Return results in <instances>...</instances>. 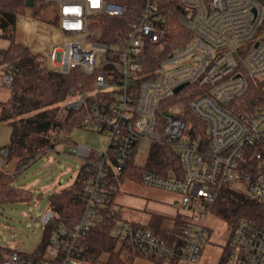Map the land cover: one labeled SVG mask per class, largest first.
<instances>
[{"label":"built area","instance_id":"built-area-1","mask_svg":"<svg viewBox=\"0 0 264 264\" xmlns=\"http://www.w3.org/2000/svg\"><path fill=\"white\" fill-rule=\"evenodd\" d=\"M40 1L55 5L59 28L71 36L48 52L53 69L92 78L90 90L82 91V82L72 86L68 109H83V126L106 133L109 144L102 152L78 144L85 164L81 216L67 222L50 209L40 218L45 225L55 223L45 247L31 254L0 250V264H93L84 257L82 241L98 225L111 228L121 253L196 264L208 243L210 218H219L213 206L223 188L264 208V103L243 115L229 108L251 79L264 80V0H146L131 14L126 32L111 42L101 40L95 26L104 15H126L125 5ZM172 21L188 30L186 45L170 47ZM2 76L10 86L13 74ZM193 116L206 122V136ZM143 140L150 143L148 156L154 144L180 156V176L145 169L140 181L180 194L181 220L173 223L169 238L121 218L111 202ZM9 161V149L1 148L0 171ZM230 228L219 264H264V225L242 217Z\"/></svg>","mask_w":264,"mask_h":264},{"label":"trees","instance_id":"trees-1","mask_svg":"<svg viewBox=\"0 0 264 264\" xmlns=\"http://www.w3.org/2000/svg\"><path fill=\"white\" fill-rule=\"evenodd\" d=\"M127 7L126 15L122 17L102 16L95 29L100 31L101 40L111 42L117 36L122 35L128 29V21L146 0H111ZM25 0H0V33L9 40L3 57L0 59V68L13 74L10 85L11 97L0 101V120L6 121L11 127L10 142L5 146L10 151V159L15 154L22 158L20 163L11 173L3 172L0 175V203H13L29 201L32 192L29 188L15 187L13 185L16 171L29 165L39 156L55 147L57 143L68 138L69 133L77 127H83L85 111L67 109L62 114V105H68L72 97V86L82 82V91L92 89L90 82L92 78L86 74L74 70L63 73L56 69L45 66V56L31 49L28 45L15 39L16 19L25 11ZM59 20V19H58ZM57 20V23H58ZM170 47L186 45L190 39L188 30L171 22L170 25ZM178 36V38H175ZM179 36H187L179 38ZM2 73V74H3ZM264 103V80L251 79L246 93L237 100L236 104H230L229 108L237 115L254 112L258 106ZM194 126L206 136V122L198 117H192ZM75 181L50 196V209L56 211L60 218L67 222L77 220L84 210V202L81 194L84 187L82 171ZM145 169L157 173L169 175L175 171L181 175L180 156L170 146L154 144L148 156L145 167L131 161L123 175L126 178L140 182ZM111 197V202L116 198ZM214 214L234 227L242 217H249L264 225V208L256 200L246 194L223 188L213 206ZM181 220L177 215L170 216L153 213L150 220L145 224L156 233L165 237H171L170 233L173 223ZM53 225L55 223H52ZM52 224L47 228L52 229ZM50 235V234H49ZM49 235L43 239L39 248L43 249ZM84 257L90 259L93 264H128L133 256L127 261L120 250L116 248V238L106 225H98L84 237L82 241ZM226 251H230L227 245ZM3 252L14 251V249L0 245ZM160 263H162L160 261Z\"/></svg>","mask_w":264,"mask_h":264},{"label":"rangeland","instance_id":"rangeland-1","mask_svg":"<svg viewBox=\"0 0 264 264\" xmlns=\"http://www.w3.org/2000/svg\"><path fill=\"white\" fill-rule=\"evenodd\" d=\"M58 11L55 5L42 4L37 0L35 5H26L25 11L16 19L15 39L40 52L45 56V66H54L48 57L53 44L70 39L58 26ZM9 40L0 33V59L3 57ZM3 70L0 68V101L11 97L10 86L3 83ZM73 98L69 99V102ZM66 103L62 105V114L67 112ZM11 127L0 120V149L10 142ZM91 145L96 151H105L109 137L104 132L77 127L68 138L50 148L47 153L16 171L13 185L29 188L32 196L29 201L0 203V245L12 248L24 254H31L39 249L40 244L51 229L41 221V216L50 210V196L55 191L71 185L79 174L83 160L78 157V144ZM150 143L143 140L139 143L135 163L145 164ZM127 181H125L126 183ZM236 185V183H233ZM153 210L140 212L137 208L124 205L120 210L121 218L147 222ZM211 231L207 234L208 244L217 246L222 251L230 236V226L221 218L211 217ZM123 252L122 256L129 261L132 256ZM198 259L196 264H200ZM130 264V262H128ZM167 264V263H164Z\"/></svg>","mask_w":264,"mask_h":264},{"label":"crops","instance_id":"crops-1","mask_svg":"<svg viewBox=\"0 0 264 264\" xmlns=\"http://www.w3.org/2000/svg\"><path fill=\"white\" fill-rule=\"evenodd\" d=\"M125 181L127 182L125 183ZM180 201L181 196L176 192L151 187L142 184L141 182L126 178L122 183L120 191L116 195L115 206L119 212L124 205L135 209L137 208L140 212L153 210L154 212L150 214L149 221L153 213H161L172 218L176 217L180 213ZM133 221L145 224L148 222L138 220ZM223 249L224 246L220 252V249L217 246L207 243L201 257L199 258L200 264H219ZM131 255L133 257L131 258L132 260L130 261V264H164L144 256L136 254Z\"/></svg>","mask_w":264,"mask_h":264},{"label":"water","instance_id":"water-1","mask_svg":"<svg viewBox=\"0 0 264 264\" xmlns=\"http://www.w3.org/2000/svg\"><path fill=\"white\" fill-rule=\"evenodd\" d=\"M25 4L28 6H33L35 5V0H25ZM183 86H180L177 88V90H179L180 88H182ZM22 160V158L18 157L15 154V150H13V155L10 159V161L8 162V164L4 167V169L2 171H0V175L5 172V173H11L14 171V169L17 167V165L20 163V161Z\"/></svg>","mask_w":264,"mask_h":264}]
</instances>
